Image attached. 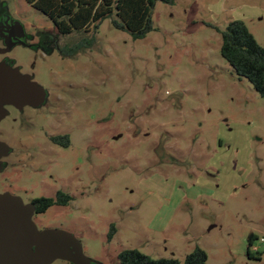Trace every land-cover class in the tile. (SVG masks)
<instances>
[{"label":"rangeland","instance_id":"1","mask_svg":"<svg viewBox=\"0 0 264 264\" xmlns=\"http://www.w3.org/2000/svg\"><path fill=\"white\" fill-rule=\"evenodd\" d=\"M0 1L26 32L58 33L26 0ZM233 19L264 46V0H174L156 2V29L142 39L106 19L97 31L61 34V45L95 37L69 58L14 47L7 55L49 97L36 113L0 121L14 149L0 192L70 193L33 220L73 233L102 264H120L125 249L183 261L196 246L206 264H264V98L221 55L214 26ZM41 126L70 133L73 147L41 154ZM38 156L52 167L36 170Z\"/></svg>","mask_w":264,"mask_h":264},{"label":"trees","instance_id":"2","mask_svg":"<svg viewBox=\"0 0 264 264\" xmlns=\"http://www.w3.org/2000/svg\"><path fill=\"white\" fill-rule=\"evenodd\" d=\"M36 10L47 16L62 35L75 32L97 31L101 23L110 19L112 25L137 40L155 30L153 9L157 1L172 4L174 0H26ZM222 37L221 55L239 77H246L258 94L264 98V46L261 45L246 22L231 20L224 30L214 26ZM94 35L83 36L77 42L66 43L61 48L65 56H74L93 45ZM72 196L58 191L57 196L36 200L37 213L53 205H67ZM112 225L111 235L115 233ZM249 237L248 255L255 257L250 247L255 240ZM260 258V256H256ZM120 264H206V251L196 246L183 261L177 258H153L138 249H125L119 254ZM72 264V263H71Z\"/></svg>","mask_w":264,"mask_h":264},{"label":"water","instance_id":"3","mask_svg":"<svg viewBox=\"0 0 264 264\" xmlns=\"http://www.w3.org/2000/svg\"><path fill=\"white\" fill-rule=\"evenodd\" d=\"M7 23L0 26L7 28ZM12 37H6L0 54L13 49ZM46 98V88L33 80L31 74L23 73L13 61L0 60V121L9 114L7 106L37 107ZM10 151L11 146L0 140V172L5 168L3 158ZM35 212V203H25L20 195L10 191L0 192V264H52L58 259L72 264H102L85 254L81 241L73 233L58 228L39 229L33 220Z\"/></svg>","mask_w":264,"mask_h":264},{"label":"flooded vegetation","instance_id":"4","mask_svg":"<svg viewBox=\"0 0 264 264\" xmlns=\"http://www.w3.org/2000/svg\"><path fill=\"white\" fill-rule=\"evenodd\" d=\"M3 22H8V23L6 26L7 28H2L0 26L1 46H5L6 37L12 35L13 36L12 41L15 43L14 47L21 45V46L33 49L35 52H41L42 54H44L46 56L52 55L54 52H58L64 58L71 57V56H65L61 52L62 46L65 45V43L62 45L60 43L61 34H58V33L53 34L49 31H42V32H39L37 34L26 32L22 28V26L19 25V23H17V21L11 16V14L9 13L7 5L0 1V23H3ZM6 30H8V31H6ZM8 53L3 54L4 57L0 60L6 59L8 62L13 61V65L16 66L17 65L16 61L14 59L10 58L7 55ZM21 71H22V69H21ZM23 73H26V72H23ZM30 74H32V73H30ZM32 79L35 80L33 74H32ZM46 90H47V98L42 105L37 106V107L31 106V105H25L22 109H19L13 105H9V106H7V108L9 109V112L15 111V112H18L19 115H22V114L25 115V112L29 109L35 111V113L37 111L43 109L44 107L47 106L46 103H47L48 97H49V91L47 88H46ZM28 116H26L27 121L31 119V118H28ZM41 130L44 132V134L40 135V138L38 140V142H39L38 147L40 148V151H42L41 154H44V152H43L44 149L46 147H48L49 145L58 147L60 149L61 153H64L65 151H67L73 147L74 141H73L72 135L70 133L61 132V133H57V134H52V133L48 132L47 130H45V128L43 126H41ZM13 151H14V149H13V147H11V151H10L9 155L12 154ZM40 156H42V155H40ZM40 156H38V158H37L39 161V165L37 166L38 168L36 170H48L49 168H51L52 167V160L44 158V160L40 161V158H41ZM61 159H66V155L65 154L62 155ZM40 182L43 185H45V183H46L45 180H41ZM6 191H10L13 194L20 195L23 198L25 203L33 202L36 204V200H38L42 197H50V196H44V195L43 196L32 195V196L28 197L27 189H22L23 194L21 192H18V191L17 192L12 191V190H6ZM58 191H63L64 193L71 195L70 193L64 191L63 189H59ZM58 191L56 192L55 196H57ZM2 192H5V191H2ZM36 211H37V205H36ZM35 213H37V212H35Z\"/></svg>","mask_w":264,"mask_h":264}]
</instances>
